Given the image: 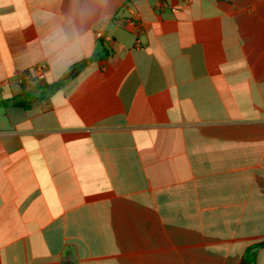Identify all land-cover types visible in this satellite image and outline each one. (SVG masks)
I'll use <instances>...</instances> for the list:
<instances>
[{"label":"crops","instance_id":"1","mask_svg":"<svg viewBox=\"0 0 264 264\" xmlns=\"http://www.w3.org/2000/svg\"><path fill=\"white\" fill-rule=\"evenodd\" d=\"M0 264H264V0H0Z\"/></svg>","mask_w":264,"mask_h":264},{"label":"built area","instance_id":"2","mask_svg":"<svg viewBox=\"0 0 264 264\" xmlns=\"http://www.w3.org/2000/svg\"><path fill=\"white\" fill-rule=\"evenodd\" d=\"M131 24L135 26V28H138V19H133L131 21ZM97 36L99 39L106 38L105 33L102 31H99L97 33ZM45 70H46V67L44 65H41L36 68V75L39 80H43L45 78Z\"/></svg>","mask_w":264,"mask_h":264},{"label":"trees","instance_id":"3","mask_svg":"<svg viewBox=\"0 0 264 264\" xmlns=\"http://www.w3.org/2000/svg\"><path fill=\"white\" fill-rule=\"evenodd\" d=\"M91 60H87V61H84L83 63H79L77 66V68H82V67H84L85 65H87L89 62H90ZM19 98H14L13 99V102H16L17 100H18ZM21 106L23 107V108H26L27 107V105H25V104H21Z\"/></svg>","mask_w":264,"mask_h":264}]
</instances>
